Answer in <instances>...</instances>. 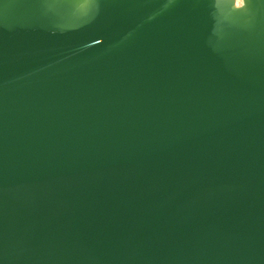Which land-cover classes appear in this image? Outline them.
I'll use <instances>...</instances> for the list:
<instances>
[{
    "label": "water",
    "instance_id": "obj_1",
    "mask_svg": "<svg viewBox=\"0 0 264 264\" xmlns=\"http://www.w3.org/2000/svg\"><path fill=\"white\" fill-rule=\"evenodd\" d=\"M0 264H264V0H0Z\"/></svg>",
    "mask_w": 264,
    "mask_h": 264
}]
</instances>
